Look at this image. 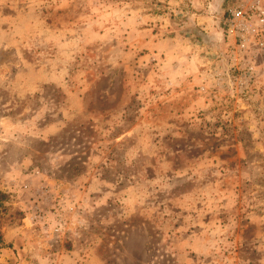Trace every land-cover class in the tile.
<instances>
[{
    "label": "rangeland",
    "instance_id": "rangeland-1",
    "mask_svg": "<svg viewBox=\"0 0 264 264\" xmlns=\"http://www.w3.org/2000/svg\"><path fill=\"white\" fill-rule=\"evenodd\" d=\"M237 1L0 0V264H264Z\"/></svg>",
    "mask_w": 264,
    "mask_h": 264
},
{
    "label": "built area",
    "instance_id": "built-area-1",
    "mask_svg": "<svg viewBox=\"0 0 264 264\" xmlns=\"http://www.w3.org/2000/svg\"><path fill=\"white\" fill-rule=\"evenodd\" d=\"M227 36L233 39L234 63L251 73L253 50H264V0H238L228 8Z\"/></svg>",
    "mask_w": 264,
    "mask_h": 264
},
{
    "label": "trees",
    "instance_id": "trees-1",
    "mask_svg": "<svg viewBox=\"0 0 264 264\" xmlns=\"http://www.w3.org/2000/svg\"><path fill=\"white\" fill-rule=\"evenodd\" d=\"M0 247H2L1 237H0Z\"/></svg>",
    "mask_w": 264,
    "mask_h": 264
}]
</instances>
